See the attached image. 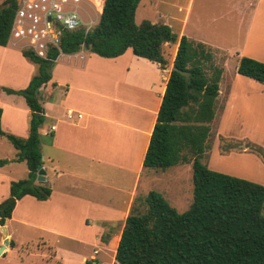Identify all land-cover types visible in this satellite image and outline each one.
I'll return each instance as SVG.
<instances>
[{
  "label": "trees",
  "instance_id": "obj_1",
  "mask_svg": "<svg viewBox=\"0 0 264 264\" xmlns=\"http://www.w3.org/2000/svg\"><path fill=\"white\" fill-rule=\"evenodd\" d=\"M140 1L104 0L93 29L64 32L60 40L63 54L84 49L102 58H116L131 49L133 55L158 64L162 70L167 65L164 44L177 43L173 68L190 73L186 83L179 73L170 71L142 166L166 171L191 164V204L179 213L163 195L150 191L144 199L145 211L132 208L127 216L113 264H264V185L212 171L201 162L223 69L213 66L208 47L178 37L168 25L147 20L137 25L134 15ZM16 9L17 0L0 4L2 47L8 43ZM21 53L38 66L37 73L22 90H1L24 98L30 110L29 132L26 138L6 134L1 129L0 108V137L17 150L14 161L24 162L28 175L10 183L9 196L0 203V226L11 218L16 202L24 196L45 201L51 194L48 186L35 184L37 168L42 165L40 129L46 121L39 92L51 80L59 53L51 52L50 60L26 50ZM237 73L264 86L263 62L244 56ZM6 163L0 161L1 166Z\"/></svg>",
  "mask_w": 264,
  "mask_h": 264
},
{
  "label": "crops",
  "instance_id": "obj_2",
  "mask_svg": "<svg viewBox=\"0 0 264 264\" xmlns=\"http://www.w3.org/2000/svg\"><path fill=\"white\" fill-rule=\"evenodd\" d=\"M195 1L186 0L178 5L177 15L163 13L162 24L168 25L178 37L185 36L192 42L204 44L211 50L214 58L215 51H223V56L219 58L222 62H227L235 53L238 64L244 55L235 52L232 44L234 40L228 37L241 34L246 8H251V21L254 23L258 16L264 18V0H252L251 4L247 0H223L226 1L223 19L230 23L224 32L218 29L217 15L209 12L208 0H198L196 11L193 12ZM83 2L94 5L96 2L100 3L101 10L97 12L100 17L104 0ZM157 2L158 0L139 2L134 15L137 25L144 20L149 21L148 15L154 11ZM97 23L98 21L94 25ZM172 23L176 24L175 30L171 27ZM167 46L175 48L171 62L173 68L177 43L164 44V47ZM9 47L20 51L16 53L22 60L20 64L28 67L22 85L10 88L22 90L37 73L38 66L24 58L20 47L13 45L11 41L4 47L0 46V52L10 53ZM245 50L246 47H243L242 51ZM169 73L167 68L162 70L158 64L136 57L131 49L116 58H102L84 49L75 54L58 55L51 70V80L43 88L50 98L49 102L41 103L39 100L46 119L40 129L41 166L45 171V180L42 183L35 180V184L48 186L51 194L45 201H38L31 196H24L17 201L5 227L8 220L15 217L20 202L29 197L46 205L43 210V228L53 236L72 242V246L64 251L71 259L70 264H85V261L93 257L97 259L96 255L105 246L103 240L112 236L107 231L115 228L112 224L116 222H120L118 243L132 208L142 206L141 203H144L147 196L145 194L150 192L149 188L155 187L153 183L159 177H167L164 175L167 173L163 171L145 170L142 161ZM1 87L5 86H0V91ZM232 89L228 91L226 106L233 97V86ZM133 90L140 93L136 104L131 101L130 94ZM1 92L0 97L12 101L8 105L0 103L1 129L6 134L26 138L30 110L24 98L3 92L2 95ZM132 108L138 112L134 123L122 117L125 111L130 112ZM67 110L80 114L81 118L68 119ZM41 137H44L43 142ZM4 141L6 140L0 137V154L8 148ZM15 151L14 156L7 159L9 162H15L17 150ZM176 167H186L187 171L190 167L192 173L191 164ZM27 175L28 170L26 177ZM11 182L8 179L5 184L8 196ZM142 194L145 197L141 198ZM27 202L35 203L31 200ZM93 222L97 225L93 226ZM7 235L10 240V235ZM10 242L14 243V247H10L16 248L15 242ZM87 244L93 246L91 254L85 250L84 245ZM52 256L56 259L54 251Z\"/></svg>",
  "mask_w": 264,
  "mask_h": 264
},
{
  "label": "rangeland",
  "instance_id": "obj_3",
  "mask_svg": "<svg viewBox=\"0 0 264 264\" xmlns=\"http://www.w3.org/2000/svg\"><path fill=\"white\" fill-rule=\"evenodd\" d=\"M2 1L0 0V4ZM184 1L186 0H158L157 3L159 4L156 3L154 11L148 15V20L155 24H162L163 13L170 15L179 14L177 7ZM251 1L247 0L246 2L251 4ZM197 2L198 0L195 1L193 12L196 11ZM208 2L210 6L209 12L218 17V29L221 32L226 31L230 25L223 19L226 12V1L208 0ZM81 7L83 20L87 23L92 22L90 29H93L94 23L99 19L97 12L101 10L100 3L96 2V5H94L83 2ZM251 13V8L244 10L241 34L231 35L228 38L231 37L234 40L232 44L235 47V52H238L239 55L243 53L246 57H251L264 63V18L261 19V16H258L254 23V21H251ZM250 24L252 25L250 26ZM175 25V23H172L171 26L174 30L176 29ZM222 26H224V29ZM14 42L19 47L23 45L22 42L15 40ZM243 47L244 49L246 47L244 52L242 51ZM9 50H11L10 53L0 52V86L15 88L24 82L28 67L20 64L22 60L16 55L20 51L10 47ZM174 52V46H167L163 49L164 57L167 60L166 68L170 71ZM223 54V51H215V58L213 57L212 59L213 66L222 68L223 72L219 82L220 92L215 103V117L209 124L210 133L201 162L212 171L264 185V87L254 80L238 75V60L235 53L227 62H222L219 59ZM232 86L234 88L233 97L229 100V105L226 106L228 91L230 88L232 89ZM3 93L6 94L5 92ZM16 96L21 97L19 95ZM130 96L131 101H135V104L138 103L140 93L133 90ZM49 99L45 91L41 90L39 92L41 103L49 102ZM11 102L9 99L0 97V103L4 105H8ZM137 113L132 108L130 112L125 111L122 117H126L130 122L134 123L138 118ZM3 138L6 140L5 137ZM43 140L44 137H41V142ZM4 142L8 148H5L0 154V161H8L7 159L12 158L16 152L7 140ZM258 150L263 153V157ZM163 172L167 173L164 174L167 177L163 179L159 177L153 183L155 187L149 188V191H158L168 199L171 207L177 212L183 213L192 201V173L190 167L187 171L186 167L174 166ZM26 173V165L22 162L8 161L5 165H0V176H2L0 177V203L8 198L6 181L8 179L12 181L24 179ZM140 196L141 198L145 197L144 194ZM24 200L20 202L21 204L15 217L8 220L5 227L7 234L10 235V240L15 242L16 248H11L9 243L4 253L0 255V264H70L71 259L64 254V251L72 246V242L51 235L42 226L43 210L46 205L37 203L36 200L34 201V199L29 197ZM27 200L35 203L27 202ZM141 204L142 206H136L139 213L145 211V204ZM118 223L120 222L113 223L112 226L115 228L107 231L112 236L107 238L108 240L102 239L105 241V246L100 251L99 257L96 255L98 264L112 263V252L117 243V235L120 232ZM92 225L95 226L97 224L93 222ZM3 234L4 231L0 226V249L3 245ZM79 246L77 245V247ZM84 247L87 253H92V245L87 244ZM8 248L10 249L9 251ZM53 251L56 253V259L52 256ZM40 253L47 256L44 257Z\"/></svg>",
  "mask_w": 264,
  "mask_h": 264
},
{
  "label": "built area",
  "instance_id": "obj_4",
  "mask_svg": "<svg viewBox=\"0 0 264 264\" xmlns=\"http://www.w3.org/2000/svg\"><path fill=\"white\" fill-rule=\"evenodd\" d=\"M83 1L17 0L8 41L17 46L14 40L22 42L21 50L30 51L43 60H50L51 52L63 54L60 49L61 35L80 28L87 32L92 25L82 18ZM66 117L73 120L81 118V115L67 110Z\"/></svg>",
  "mask_w": 264,
  "mask_h": 264
},
{
  "label": "water",
  "instance_id": "obj_5",
  "mask_svg": "<svg viewBox=\"0 0 264 264\" xmlns=\"http://www.w3.org/2000/svg\"><path fill=\"white\" fill-rule=\"evenodd\" d=\"M172 70L179 73L185 79L186 83H188L190 81V73L178 70L177 68H172ZM44 176H45V171L43 170L42 166L39 165L37 168V177H36L37 182L38 183L44 182V180H45ZM1 228L4 231V234H3V245L0 249V255H2L4 253L6 246L9 245V239H8L6 228L4 225L1 226Z\"/></svg>",
  "mask_w": 264,
  "mask_h": 264
},
{
  "label": "flooded vegetation",
  "instance_id": "obj_6",
  "mask_svg": "<svg viewBox=\"0 0 264 264\" xmlns=\"http://www.w3.org/2000/svg\"><path fill=\"white\" fill-rule=\"evenodd\" d=\"M85 264H98L96 259L93 257L87 261H85Z\"/></svg>",
  "mask_w": 264,
  "mask_h": 264
},
{
  "label": "bare ground",
  "instance_id": "obj_7",
  "mask_svg": "<svg viewBox=\"0 0 264 264\" xmlns=\"http://www.w3.org/2000/svg\"><path fill=\"white\" fill-rule=\"evenodd\" d=\"M112 261L114 262V258L112 259Z\"/></svg>",
  "mask_w": 264,
  "mask_h": 264
}]
</instances>
